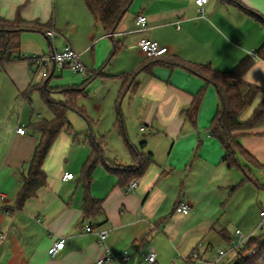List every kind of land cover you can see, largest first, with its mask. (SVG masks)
<instances>
[{
    "label": "crops",
    "instance_id": "0c3cea01",
    "mask_svg": "<svg viewBox=\"0 0 264 264\" xmlns=\"http://www.w3.org/2000/svg\"><path fill=\"white\" fill-rule=\"evenodd\" d=\"M228 1L236 3L208 0L200 12L194 0H133L114 34L105 35L84 0H0V18L12 21L19 15L46 26L22 32L18 51L0 65V194L6 197L0 205V264H95L106 251L116 257L126 252L130 259L123 264H146L141 256L150 250L154 264H190L193 251L213 262L216 250L228 252L238 242L236 231L253 235L264 211V126L239 134L241 147L259 166L245 167L247 176L240 168H228L220 143L208 132L218 109L215 88L173 65H209L228 72L252 57L240 89L253 86L259 93L240 119L252 115L264 101V61L253 55L264 42V25L239 6L264 18V0ZM138 16L147 20L143 31L136 25ZM142 38L168 48L167 65L146 59L137 46ZM65 46L80 56L88 78L56 69L51 75V68L25 59ZM86 79L75 104L89 123L67 112L71 133L62 130L44 160L45 186L17 208V193L40 139L31 126L53 119L41 98L43 83L47 80L50 99L61 102L67 97L64 90L83 89ZM201 90L191 124L185 111ZM18 128L24 135L17 134ZM85 133L101 144L104 159L89 187L100 212L89 218L82 211L81 170L91 154ZM130 149L144 158L151 155V162L139 178L122 184L109 168L133 166ZM237 161L246 165L242 156ZM65 173L73 179L63 182ZM134 179L137 189L127 192ZM180 202L190 206L187 215L176 211ZM99 232L107 233L103 243ZM262 236L254 237L264 241ZM59 240L63 250L50 258L47 251ZM236 256L233 252L221 263L232 264Z\"/></svg>",
    "mask_w": 264,
    "mask_h": 264
},
{
    "label": "trees",
    "instance_id": "16d2710c",
    "mask_svg": "<svg viewBox=\"0 0 264 264\" xmlns=\"http://www.w3.org/2000/svg\"><path fill=\"white\" fill-rule=\"evenodd\" d=\"M224 1L233 4L236 3L228 0ZM84 2L94 21L100 25L103 33L105 35H111L114 34L133 0H84ZM239 7L264 25V18L245 9L243 6ZM45 28L46 26H42L37 22H26L19 15L12 21L0 18V65L8 62L18 51L20 34L22 32L42 31ZM253 55L254 58L264 61V42ZM163 58L149 61L152 64L161 63L167 65ZM252 64V57H245L231 71L218 72L213 70L209 65L192 66L179 62L173 63L174 66L182 68L203 80L207 85L215 88L218 96V109L208 128L209 135L215 138L221 145L223 150L222 162L228 168H240L246 176L248 174L245 167H248V165L252 167L259 166V164L241 147L239 134L264 126V101L254 109L252 115L246 121L240 119L242 114L253 104L259 93V89L253 86H247L246 92H242L240 89L243 86L242 79L252 67ZM87 83L88 79H86L81 87L83 89L64 90L67 97L61 102H55L50 99V91L47 86L46 88L41 87V98L53 115V119L51 121L41 120L31 126L32 130L40 134V139L27 165L22 184L19 187L16 197L17 208H22L27 200L33 198L37 191L45 186L46 176L42 170L44 160L58 134L64 129L68 133H71V127L67 120V112L74 111L87 124L89 123L82 110L75 104L77 97L83 93ZM124 84L125 82H123ZM30 92L31 90H28L23 95H27ZM123 95L124 91L120 93L116 107L118 127L122 124V117L119 113V102L122 100ZM203 95L204 90L199 91L193 97L190 108L185 111V117L191 124L195 123L198 107ZM83 137L89 141L91 146V154L83 164L81 170V180L85 189L82 211L84 217L89 218L100 212V201L91 196L89 187L92 183V174L96 166L98 164H104V159L101 144L92 138L89 133H85ZM139 148L143 150L145 143H141ZM130 152L134 160L133 166L126 169L119 167L109 168L121 178L122 184H126L131 178H139L151 162V155H146L144 158L141 155H136L134 150L130 149ZM237 156L243 157L246 163L245 166L239 165ZM250 250H253L254 254L250 257H244L243 254ZM235 262V264H264V241H261V237H251L237 253Z\"/></svg>",
    "mask_w": 264,
    "mask_h": 264
},
{
    "label": "built area",
    "instance_id": "2783aa9c",
    "mask_svg": "<svg viewBox=\"0 0 264 264\" xmlns=\"http://www.w3.org/2000/svg\"><path fill=\"white\" fill-rule=\"evenodd\" d=\"M208 2V0H194V4L199 9V11H202L203 6ZM147 20L144 16H138L136 19V25L138 26L140 31L145 30L146 28ZM46 36L49 39H52L54 37L53 32H46ZM139 50L144 54L147 60L162 58L168 54V48L160 46L157 42H154L152 40H148L145 38H142L139 40L137 44ZM28 64L30 65H37L44 68H51L52 65L55 66L56 70H68L73 75L80 76L82 78H86L88 75L87 69L82 63L80 56L74 52L69 46L63 47L59 52L53 53L48 56H31L28 58H25ZM25 131L23 128L17 129V134L24 135ZM73 179L72 174L65 173L62 176L63 182H68ZM138 187V182L136 179L131 180L128 185L126 186L127 192L135 191ZM6 202V197L2 194H0V205L4 204ZM176 211L180 212L181 214L187 215L190 212V206L187 203L180 202L176 205ZM259 224L257 229L263 230L264 229V211H261L259 213ZM86 232H91L90 228H86ZM107 233L106 232H99L98 233V239L101 243H103L104 239L106 238ZM236 237L238 238L237 243H231L230 244V250L224 251L221 249L216 250V260L207 262L202 259L200 254L197 251H193L188 256L187 260L190 264H223L221 263L229 254L231 253H237L239 250H241L244 245L247 243V241L253 237V235L245 236L240 231L235 232ZM4 236L2 233V230L0 229V243L3 240ZM64 247V241L59 240L57 241L52 247H50L47 251V254L50 258H55ZM252 254H254L253 250H250L243 254L244 257H250ZM130 259L129 255L124 252L119 257L114 256L109 251H106L105 255L101 258H99L95 264H108L112 262H117L119 264H123L127 262ZM141 259L146 264H154L156 261L155 254L150 250L147 254H144L141 256Z\"/></svg>",
    "mask_w": 264,
    "mask_h": 264
},
{
    "label": "rangeland",
    "instance_id": "374dc122",
    "mask_svg": "<svg viewBox=\"0 0 264 264\" xmlns=\"http://www.w3.org/2000/svg\"><path fill=\"white\" fill-rule=\"evenodd\" d=\"M31 57V56H30ZM70 116H76V118H79L80 120H82L84 122V120L76 113H73V112H70L69 113ZM252 172L254 173V175H258L260 177V173L258 171H254L252 169ZM258 177V178H259ZM261 181H263L262 183H264V178L260 177ZM258 226H256L254 232H253V235L254 236H259V235H263L262 237H264V229L263 230H258L257 229ZM235 227H233L232 229L234 230ZM230 257V256H229Z\"/></svg>",
    "mask_w": 264,
    "mask_h": 264
},
{
    "label": "water",
    "instance_id": "95a60500",
    "mask_svg": "<svg viewBox=\"0 0 264 264\" xmlns=\"http://www.w3.org/2000/svg\"><path fill=\"white\" fill-rule=\"evenodd\" d=\"M54 71H55V66L52 65L51 67V75L54 74ZM46 84H47V80L43 83V87L46 88ZM236 262H233L232 264H235Z\"/></svg>",
    "mask_w": 264,
    "mask_h": 264
}]
</instances>
